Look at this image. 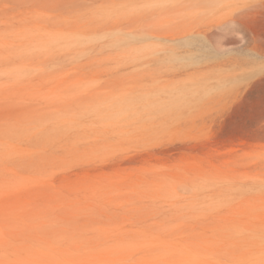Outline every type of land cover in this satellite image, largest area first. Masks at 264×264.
Instances as JSON below:
<instances>
[{"label": "rangeland", "instance_id": "rangeland-1", "mask_svg": "<svg viewBox=\"0 0 264 264\" xmlns=\"http://www.w3.org/2000/svg\"><path fill=\"white\" fill-rule=\"evenodd\" d=\"M252 0H0V264H264Z\"/></svg>", "mask_w": 264, "mask_h": 264}, {"label": "bare ground", "instance_id": "bare-ground-1", "mask_svg": "<svg viewBox=\"0 0 264 264\" xmlns=\"http://www.w3.org/2000/svg\"><path fill=\"white\" fill-rule=\"evenodd\" d=\"M247 10L251 16L260 14L264 18V0H252ZM251 43L248 50L255 56L253 59L261 60L264 68V31L260 35L252 32Z\"/></svg>", "mask_w": 264, "mask_h": 264}]
</instances>
